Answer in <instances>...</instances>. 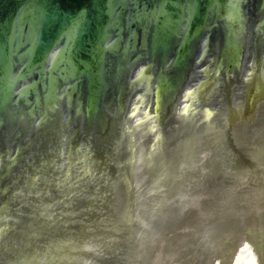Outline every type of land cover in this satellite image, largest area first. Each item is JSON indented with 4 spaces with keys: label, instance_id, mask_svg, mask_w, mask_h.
Returning <instances> with one entry per match:
<instances>
[{
    "label": "water",
    "instance_id": "95a60500",
    "mask_svg": "<svg viewBox=\"0 0 264 264\" xmlns=\"http://www.w3.org/2000/svg\"><path fill=\"white\" fill-rule=\"evenodd\" d=\"M0 264H264V0H0Z\"/></svg>",
    "mask_w": 264,
    "mask_h": 264
}]
</instances>
